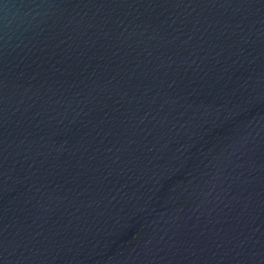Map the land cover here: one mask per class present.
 <instances>
[{"label": "water", "instance_id": "1", "mask_svg": "<svg viewBox=\"0 0 264 264\" xmlns=\"http://www.w3.org/2000/svg\"><path fill=\"white\" fill-rule=\"evenodd\" d=\"M0 264H264V0H3Z\"/></svg>", "mask_w": 264, "mask_h": 264}, {"label": "snow or ice", "instance_id": "2", "mask_svg": "<svg viewBox=\"0 0 264 264\" xmlns=\"http://www.w3.org/2000/svg\"><path fill=\"white\" fill-rule=\"evenodd\" d=\"M3 2V0H0V3H2Z\"/></svg>", "mask_w": 264, "mask_h": 264}]
</instances>
